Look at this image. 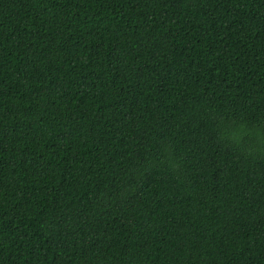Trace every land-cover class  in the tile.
I'll return each instance as SVG.
<instances>
[{"label": "trees", "instance_id": "16d2710c", "mask_svg": "<svg viewBox=\"0 0 264 264\" xmlns=\"http://www.w3.org/2000/svg\"><path fill=\"white\" fill-rule=\"evenodd\" d=\"M0 264H264V0H0Z\"/></svg>", "mask_w": 264, "mask_h": 264}]
</instances>
